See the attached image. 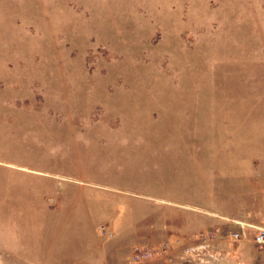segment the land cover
Here are the masks:
<instances>
[{
	"label": "rangeland",
	"instance_id": "1",
	"mask_svg": "<svg viewBox=\"0 0 264 264\" xmlns=\"http://www.w3.org/2000/svg\"><path fill=\"white\" fill-rule=\"evenodd\" d=\"M259 159L264 0H0V264H264L258 226L161 212Z\"/></svg>",
	"mask_w": 264,
	"mask_h": 264
},
{
	"label": "crops",
	"instance_id": "2",
	"mask_svg": "<svg viewBox=\"0 0 264 264\" xmlns=\"http://www.w3.org/2000/svg\"><path fill=\"white\" fill-rule=\"evenodd\" d=\"M226 180H225V212H219L218 210H210L202 211L197 209L198 203L194 202H184L181 200H176V202H172L169 199H163L167 203H172V205L177 206L176 209H163V231L166 233L167 237L172 236H183L187 237L185 233L187 232H195L200 230V224L202 223L203 214L206 219L209 218V223L214 227L218 228L221 231H225L226 234L232 231V233L238 232L237 228H256L260 226L264 222V159H259L257 163V169H226ZM169 184V181L167 185ZM164 185V186H167ZM165 188V187H164ZM180 189V183L177 182L176 187ZM213 188V187H212ZM214 189V188H213ZM230 191H234L236 193H232ZM137 195V194H136ZM212 196V194H211ZM216 197L214 194L210 197V205H217ZM169 205V204H168ZM171 207V206H170ZM172 208V207H171ZM177 210L178 217L185 219L189 217L192 219V226L190 227L186 223L182 226L177 225L179 234L176 233L174 224L171 220L172 211ZM93 215L88 214L89 221L94 220ZM209 216V217H208ZM116 222V218L113 219ZM120 220V219H118ZM207 221V220H206ZM236 227L235 229H233ZM116 228V227H115ZM106 229V227H105ZM174 229V230H173ZM230 229H233L230 231ZM118 231V230H117ZM218 231V230H217ZM119 232L121 229L119 228ZM132 232V231H131ZM137 229L134 230V236L131 235L132 240L136 239ZM100 233L102 231L100 230ZM231 233V234H232ZM104 234V233H102ZM222 234V233H220ZM120 243L122 241L119 239ZM264 252V250L262 251ZM264 259V258H263Z\"/></svg>",
	"mask_w": 264,
	"mask_h": 264
},
{
	"label": "built area",
	"instance_id": "3",
	"mask_svg": "<svg viewBox=\"0 0 264 264\" xmlns=\"http://www.w3.org/2000/svg\"><path fill=\"white\" fill-rule=\"evenodd\" d=\"M101 231L106 233V229L104 227H101ZM231 236H232V238L237 239L239 237V233L234 232L231 234ZM203 238H205V240H204L205 242L208 241V239H214L215 233L211 231L210 233L203 235ZM254 239L258 244L264 243V222L262 225L257 227V232L255 234ZM208 246H210V243H204V244L199 245L198 247H208ZM153 252L154 251H152V250L146 251V250L139 249L138 247H135V249L133 251L132 260L134 263H136L138 261H141L144 258L151 256Z\"/></svg>",
	"mask_w": 264,
	"mask_h": 264
}]
</instances>
